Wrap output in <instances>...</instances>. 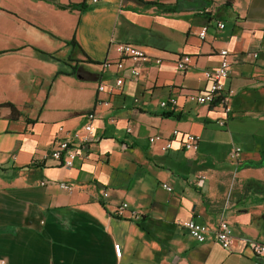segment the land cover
<instances>
[{"label":"crops","instance_id":"1","mask_svg":"<svg viewBox=\"0 0 264 264\" xmlns=\"http://www.w3.org/2000/svg\"><path fill=\"white\" fill-rule=\"evenodd\" d=\"M84 1L83 11L57 6ZM225 1L0 0V104L23 114L13 122L0 111V261L264 264L245 245L264 243V142L247 129L264 123V0ZM116 43L162 64L124 60ZM222 49L228 114L187 100L206 90L204 72L218 66ZM117 78L119 89L97 92ZM171 97L176 105L162 108ZM90 112L88 158L69 168L50 159L58 139L84 133ZM186 133L199 138L195 151L182 146ZM157 135L171 140L168 150L149 142ZM233 145L239 164L228 159ZM122 203L128 208L116 212ZM221 219L236 238L230 249L213 235L200 242L185 227L193 220L212 228Z\"/></svg>","mask_w":264,"mask_h":264},{"label":"built area","instance_id":"2","mask_svg":"<svg viewBox=\"0 0 264 264\" xmlns=\"http://www.w3.org/2000/svg\"><path fill=\"white\" fill-rule=\"evenodd\" d=\"M95 2L96 0H92ZM218 29H223L224 24L223 23H217ZM115 52L121 56L122 59L128 60V61H135V60H141L144 61V63L152 62L156 65L162 64V59L159 57H150L144 51L132 44L128 43H116L114 45ZM219 54L221 55V61H219V64L216 68L211 70H206V77L205 79L208 82L206 93H205V104L207 105H218L223 107V112L225 114H228L230 112V106H229V98L228 94L230 92H227L224 88V83L229 78V60H228V52L225 51V49H222L219 51ZM122 59L118 61L115 66L117 69H123L124 65L122 62ZM186 59L179 61L176 63L177 68L179 70H184L186 68V63L184 62ZM109 65V64H106ZM130 76L132 78H137V75H139L138 70L131 68L129 70ZM123 84L122 78H117L113 86H105V85H99L97 92L100 93H112L113 91L119 89ZM187 100L190 101L193 104L196 103V93H188ZM97 105H106L107 102L103 100H97ZM174 106L176 105V99L174 97H171L167 99L166 101H162L160 103V106L162 108H166L167 106ZM87 122L83 126V134H81L78 131H75L71 134L70 137H66L64 139H58L55 147L52 149L50 153H48V157L58 163H60L63 167H72L75 160H85L88 158V155L90 154V145L91 141L89 140L91 134H92V124L93 120L95 119V115L93 112H90L86 115ZM220 124L224 126V122L221 121ZM58 130L62 133L64 129L59 126ZM129 131V129H128ZM172 135L174 137H177L179 135L178 131L172 132ZM163 141L162 150L166 151L171 147L170 139L162 138L154 136L151 137L149 142L154 141ZM196 136L190 135V133H186L183 136L182 146L189 150V151H195L196 145ZM240 153L241 149L237 145H233L232 150L229 155V160L239 164L240 159ZM204 178V176H202ZM44 184V183H42ZM60 189L70 192L71 191V185L61 183ZM162 187L165 191L171 192L172 187L163 184ZM102 196L105 198L107 197V192H103ZM128 208L126 203H122L119 206L116 207V212H120L121 210H126ZM133 218L140 219L139 215L135 212L131 214ZM192 222L193 220H190L188 223H186L185 227L189 233V235L193 238V232H192ZM213 235L212 238L214 242L218 243L220 247L223 249H230L233 245L235 235L228 224L226 219H221L218 221L214 227L210 228L207 225H204L201 223V238L200 242H206L208 238ZM246 247H248L253 255L256 257H262L264 258V243L260 242L258 240L254 239H246L245 241ZM0 264H5L4 261H0ZM254 264H260V263H254Z\"/></svg>","mask_w":264,"mask_h":264},{"label":"trees","instance_id":"3","mask_svg":"<svg viewBox=\"0 0 264 264\" xmlns=\"http://www.w3.org/2000/svg\"><path fill=\"white\" fill-rule=\"evenodd\" d=\"M232 4H233V0H226L225 1V5H226V7H231L232 6ZM150 5H160V4H157V3H150ZM57 6H59V7H62V8H67V9H73V8H78L79 10H81V11H83L84 9H87V5H86V3H85V1L81 4H76V5H70V6H65V5H57ZM51 58H53V56L51 57ZM88 61H86V62H88V63H94V64H96V65H98L99 63H96V61L94 62V61H90L89 59H87ZM4 108H6V109H8L9 110V115L7 116V119L9 120V121H17V120H19L22 116H23V114L20 112V111H18L15 107H14V105L12 104V103H4V104H0V111H1V109H4ZM27 121L29 120V118H27L26 119Z\"/></svg>","mask_w":264,"mask_h":264},{"label":"bare ground","instance_id":"4","mask_svg":"<svg viewBox=\"0 0 264 264\" xmlns=\"http://www.w3.org/2000/svg\"><path fill=\"white\" fill-rule=\"evenodd\" d=\"M207 27H203L202 29L199 30L198 36L200 39H204L206 35V30ZM204 75L206 77V71L204 72ZM205 93L206 90L201 92V93H196V103L197 104H204L205 103ZM198 137H196L195 144L198 142ZM192 232H193V237L199 238L201 236V224H197L192 222Z\"/></svg>","mask_w":264,"mask_h":264},{"label":"rangeland","instance_id":"5","mask_svg":"<svg viewBox=\"0 0 264 264\" xmlns=\"http://www.w3.org/2000/svg\"><path fill=\"white\" fill-rule=\"evenodd\" d=\"M85 71L87 73H90L91 71H93V68L87 67V68H85ZM261 124H262V126L260 127L259 125H256L254 122H248L249 126L247 127V129L257 133V135L254 137L256 139V141L264 142V138H262V134H264V123H261ZM258 128L261 129L260 132H257Z\"/></svg>","mask_w":264,"mask_h":264}]
</instances>
